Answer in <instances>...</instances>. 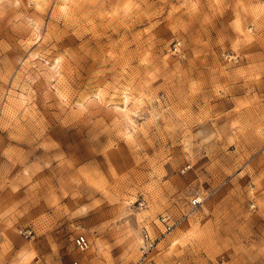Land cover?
<instances>
[{"label":"rangeland","instance_id":"rangeland-1","mask_svg":"<svg viewBox=\"0 0 264 264\" xmlns=\"http://www.w3.org/2000/svg\"><path fill=\"white\" fill-rule=\"evenodd\" d=\"M32 1L0 0V264H138L160 216L148 264H264V0Z\"/></svg>","mask_w":264,"mask_h":264},{"label":"built area","instance_id":"built-area-1","mask_svg":"<svg viewBox=\"0 0 264 264\" xmlns=\"http://www.w3.org/2000/svg\"><path fill=\"white\" fill-rule=\"evenodd\" d=\"M199 205L198 200H192L190 202V206L192 208H196ZM158 224L162 227L163 231L160 233L159 237L152 238L147 231H143L142 233V245H141V257L138 264H148L147 257L148 255L156 248L158 242L161 240L162 237L170 234L174 229V224L167 216H160L157 220ZM19 235L23 239H31L33 238V230L31 229H21L19 231ZM74 245L78 252H85L88 247L89 243L87 239L83 235H78L74 239Z\"/></svg>","mask_w":264,"mask_h":264},{"label":"bare ground","instance_id":"bare-ground-1","mask_svg":"<svg viewBox=\"0 0 264 264\" xmlns=\"http://www.w3.org/2000/svg\"><path fill=\"white\" fill-rule=\"evenodd\" d=\"M33 1H37V0H33ZM32 1V2H33ZM35 4V3H34ZM33 23V22H32ZM32 23H31V27H32ZM33 29L35 30V31H37V30H39L38 29V25L35 23V24H33ZM35 33V32H34ZM162 232V231H161ZM149 233V232H148ZM155 238V237H154ZM165 238V237H164ZM141 240H142V238H141ZM162 241V240H161ZM140 245H142V241H141V243H140ZM140 249V248H139ZM139 252H140V250H139ZM152 253V252H151Z\"/></svg>","mask_w":264,"mask_h":264}]
</instances>
